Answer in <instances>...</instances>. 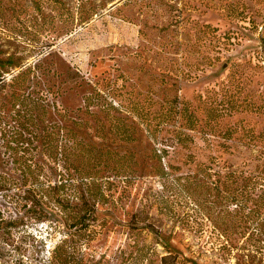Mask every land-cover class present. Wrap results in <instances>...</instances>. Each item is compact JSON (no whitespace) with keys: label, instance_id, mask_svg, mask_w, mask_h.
I'll return each mask as SVG.
<instances>
[{"label":"rangeland","instance_id":"1","mask_svg":"<svg viewBox=\"0 0 264 264\" xmlns=\"http://www.w3.org/2000/svg\"><path fill=\"white\" fill-rule=\"evenodd\" d=\"M0 73V264H264V0H0Z\"/></svg>","mask_w":264,"mask_h":264},{"label":"trees","instance_id":"2","mask_svg":"<svg viewBox=\"0 0 264 264\" xmlns=\"http://www.w3.org/2000/svg\"><path fill=\"white\" fill-rule=\"evenodd\" d=\"M35 68H36L35 65L25 66L23 69L19 70L15 76L12 77V82L15 84L12 94H14L16 99L28 95L29 92L28 91L25 92L27 87L25 80L29 79L28 75H30ZM4 80H5L4 74L0 73V83L3 82ZM213 117L214 119L216 118L215 116H211V118ZM56 133L57 132L54 131L53 128H50L47 131V135L51 137V139L55 137ZM7 136L11 137L12 141H14V144L16 146V147H12V149L14 148V150L16 148H19L20 145H23V143L25 142V140L21 138L22 132L20 130L11 131L7 134ZM8 156L11 157V153ZM12 159L15 160V157H13ZM24 161L26 163L27 158H24ZM191 176L192 175H189V177ZM37 194L39 197L42 198L47 197V192H37ZM57 201L59 202L60 200ZM76 213H77L76 216L72 220L73 225L82 223L85 217L86 216L88 217V214L85 211L84 212L77 211ZM43 217L45 216L42 215L34 216L35 221H40V222L42 221ZM89 217H91V215ZM74 251H75L74 243L71 244V243H67L66 241L56 243L53 245V248L50 251H48L49 257L45 260L40 261L39 264H80V261L74 258Z\"/></svg>","mask_w":264,"mask_h":264}]
</instances>
